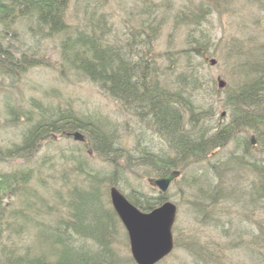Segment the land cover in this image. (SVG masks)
<instances>
[{
    "label": "trees",
    "instance_id": "trees-1",
    "mask_svg": "<svg viewBox=\"0 0 264 264\" xmlns=\"http://www.w3.org/2000/svg\"><path fill=\"white\" fill-rule=\"evenodd\" d=\"M119 1L127 3V0ZM250 2L264 12V0ZM110 3L112 0H0L1 77H19L30 68L44 65L49 56L43 42L57 40L56 63L60 75L70 73L94 83L101 93L117 102L128 118L120 124V133L112 121L98 120L87 111L63 113L46 108L38 111L39 118L22 134L19 147L0 149V162L12 155L19 157L20 151L27 147L34 151L51 136L67 137L78 132L82 136V142L75 144L79 154L87 158L95 154L113 167L112 175L116 173L117 177L127 169L134 173L135 179L158 177L177 169L181 172L180 197L196 217L193 222L198 228L199 224L206 228L213 226L217 232L213 237L199 235L198 228L184 235L185 231L181 232L175 236V250H181L186 261L176 262L171 254L158 264L167 260L165 264H247L244 258L247 252L248 262L255 264L256 258L264 264L261 262L264 239L259 242L261 238L257 234L247 232L249 227L255 230L256 220L264 219L261 217L264 216V33H255V48L251 51L243 48L237 39L227 47L224 56L229 58L228 76L234 79V84L222 90L224 96L218 107L229 118H218L213 126L206 119L210 110H202L203 102L199 98L195 100L192 93L200 88L193 59L202 58L214 45L206 33H191L209 12L208 7L201 4L196 10H176L175 17L185 20L188 28L184 34L186 47L178 50L172 63L161 71L159 59L151 52V42L158 39L163 21L158 20L155 2L128 11L129 26L123 47L113 45L111 40L114 36L110 20L115 16L107 11ZM18 26L24 29L22 36L26 44L21 42L19 47L15 44L20 41ZM164 58L170 59L166 54ZM34 106L41 107L38 102ZM10 113L17 116L13 110ZM130 124L134 127L138 124V128L129 129ZM128 129L133 132L124 134ZM151 134L164 139L162 154L153 151ZM251 135L256 144L253 148L249 143ZM128 136L134 139L131 151L122 141ZM230 145L231 150L223 153ZM253 152L255 160L251 156ZM84 164L87 168L85 161ZM119 167L124 170H118ZM30 177L31 170L0 173V234L13 230L9 237L22 239L28 220L49 215L53 210L54 204L44 207L41 201L36 209L35 202L29 200L30 194L34 195L27 187ZM105 179L111 181L109 177ZM74 194L70 197L81 208L77 222L84 228L89 226L88 233L82 232V236L88 235L99 249L83 253L81 249L73 251L71 246L63 245L65 254L59 253L61 248L52 246L46 252L42 243L60 241L57 239L61 218L54 225L37 219L33 222L32 236L40 246L30 248L40 257L21 260L15 252L14 261L6 258L11 260L7 264H117L118 254L113 244L115 214L103 207L99 196L93 200L85 195L82 198L81 193ZM4 198L9 201L16 198L20 208H7L3 205ZM50 198L62 201L60 192ZM129 200L140 210L148 211L159 204L161 196L132 191ZM244 220L250 221L249 225L240 229ZM256 227L261 233V225ZM5 250L0 245V259Z\"/></svg>",
    "mask_w": 264,
    "mask_h": 264
},
{
    "label": "rangeland",
    "instance_id": "rangeland-1",
    "mask_svg": "<svg viewBox=\"0 0 264 264\" xmlns=\"http://www.w3.org/2000/svg\"><path fill=\"white\" fill-rule=\"evenodd\" d=\"M152 1L157 6V13L159 14L158 20H163L158 39L151 42V52L153 53L154 51L155 54H153L159 59L158 65L161 71L163 69L165 70L172 63L178 50L185 49L186 47L184 34L188 28L185 26V20L175 17L176 10L180 9L185 11L186 8L196 10L201 4L208 7L209 12L204 14L200 25L192 28L191 33L194 35L199 31L206 33L214 45L202 58L194 57L193 59L194 66L200 77V88L198 91L192 93L196 95L194 97L195 100L199 98L203 102L202 110H210L206 114L208 123L213 126L217 125L218 118H225L227 114L218 107V101L223 98L224 93L222 90L217 89L215 79L220 76L226 81V85L234 84V79L228 76L231 67L229 58L224 56V54L228 46L236 43L235 39L240 40V44L248 51L255 48V33H264V12L260 11L259 7L255 6V3H251L250 0H127L126 4L121 3L119 0H112L107 11L114 13L115 16L110 20V24H112V36H114L111 39L114 42L113 45L121 46L126 43L127 26H129L127 24L129 19L128 11L139 9L150 4ZM16 30L21 32L19 35L20 41L15 42L16 46L19 47L21 42L23 45H26L24 42L25 39L22 36V32H24L23 27L18 26ZM262 42H264V39ZM26 43L30 45L29 40ZM43 47L46 50L45 54L49 56L48 59L44 60V65L30 68L25 74L19 75V77L4 78L3 75V77L0 76L1 151L7 148L19 147L22 134L27 127L31 126L39 118L37 116L38 111L48 110L46 108L54 112L61 110L63 113H66L68 110L69 112L87 111L92 113L98 120L100 118L106 119L107 122L112 120V123L117 125V131L122 133L120 124L128 118L125 117L120 106L101 93L94 83L83 79L81 76L70 73L66 76L60 75V67L57 65L59 60L57 40L44 41ZM15 52H18V50ZM156 54H160L159 57ZM165 54L170 59L164 58ZM211 59L215 60V62L211 63ZM174 63L176 65L178 64L177 61ZM170 67H173V65ZM198 93L199 95H197ZM34 102H38L41 107L34 106ZM7 106L9 108H6ZM12 110L14 114L15 112L17 113L16 117L10 113ZM228 118H225V120ZM124 134L130 135L128 131ZM128 137L125 140H123L125 138L123 137L122 141L126 142L128 151H131L132 147L130 146L133 140L131 136ZM74 142L71 137L54 135L46 141L41 142L34 151L30 147H27L20 151L19 157L13 158L15 156L12 155L10 159L0 162V173H9L11 170H31V177L27 187L35 195L33 197L30 194L29 200L35 202L36 209L41 206V201L44 207L48 203L54 204L52 207L53 210L49 212V215L41 214L36 218L50 225L56 224L57 219L61 218L60 238L57 239L60 241L53 242L52 244L42 243L45 250L50 246L57 249L61 248L62 250L59 251L61 254H65L63 245L71 246V250L73 251L81 249L80 251L83 253L88 250L95 251L99 249L97 244L93 242L94 240L90 239L88 235L82 236V232L84 234L88 233L89 226L85 225L84 228V226H81L77 222L81 208L75 199L70 197L71 194L75 192L74 195L77 196V194L81 193L82 198L85 195L84 197L89 196V199L96 200L99 194L102 193L103 207L109 211L108 195L106 193L108 183L107 179H105L109 177V173L105 171L101 175L94 176L88 173L84 164V161L86 163L88 162L87 157L79 154ZM231 148L232 146L230 145L227 149L231 150ZM88 158L96 160V163L94 162L96 164L95 166L99 163L105 164L101 161L102 159L96 158L95 154L92 155L91 153ZM129 178L131 177H128L126 181H130ZM174 184L170 186L167 194L168 199L175 203L179 209L174 223L176 235H180L181 232L185 231L183 233L184 235L190 229L198 228V226L193 222L196 221V217L184 205L185 202H182L181 195ZM116 186L124 195L130 191L124 178L120 177L116 181ZM140 188L148 191L145 182ZM58 192L62 195V201L57 202V200H52L50 197ZM4 199L3 205L7 208L17 210V207L21 204L16 198L12 199L13 201H9V198ZM8 203L11 206H8ZM35 212L42 213L43 211ZM261 217L264 218L263 215ZM36 220H28V226L24 231V237L22 239L15 236L9 237L10 233H13V230H6L0 234V245L6 249L1 254L0 261H2V264H5V262L7 264L11 260L14 261L15 252L19 254L18 256H20L21 260L27 257L33 261L35 258L40 257L39 254H34L36 250L34 251V249L30 248L31 245L40 246L36 242L35 237L32 236L35 233L33 230V222ZM67 220L69 221L66 222ZM256 221L255 230L249 227L247 232L257 234V238H261L258 241L262 242L264 239V219L263 221ZM249 222L248 220L242 221L240 223V229H243L245 224L246 226L249 225ZM259 225H261V233H259L256 227ZM82 229L84 230L82 231ZM114 229L115 236L113 244L118 254L116 263L134 264L130 258L125 231L118 220L114 222ZM198 229L199 235L201 234L203 237H206V235L213 237L215 232H217L213 226L206 228L199 224ZM48 251L49 249L46 252ZM261 252L264 254V249ZM172 254V259H175L176 262L183 263L186 261L181 256V250L176 249ZM250 254L253 255V253ZM248 255L249 252L244 257L247 260V264H253L252 262H248L250 261L247 258ZM6 258H10L11 260H7ZM167 261L162 264H165ZM254 261L256 262L255 264H260L256 258ZM261 262L264 263V259Z\"/></svg>",
    "mask_w": 264,
    "mask_h": 264
},
{
    "label": "water",
    "instance_id": "water-1",
    "mask_svg": "<svg viewBox=\"0 0 264 264\" xmlns=\"http://www.w3.org/2000/svg\"><path fill=\"white\" fill-rule=\"evenodd\" d=\"M74 137L80 139L77 134ZM176 175L172 172L154 181V184L164 190ZM110 191L113 208L127 229L133 259L137 264H154L172 248L170 228L175 207L164 203L146 214L128 203L113 187Z\"/></svg>",
    "mask_w": 264,
    "mask_h": 264
},
{
    "label": "bare ground",
    "instance_id": "bare-ground-1",
    "mask_svg": "<svg viewBox=\"0 0 264 264\" xmlns=\"http://www.w3.org/2000/svg\"><path fill=\"white\" fill-rule=\"evenodd\" d=\"M208 120V119H207ZM153 151H155V149H153Z\"/></svg>",
    "mask_w": 264,
    "mask_h": 264
}]
</instances>
